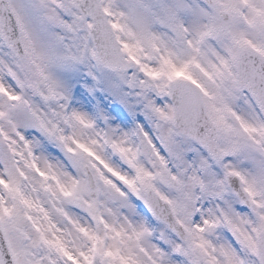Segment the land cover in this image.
<instances>
[{
  "label": "snow or ice",
  "instance_id": "snow-or-ice-1",
  "mask_svg": "<svg viewBox=\"0 0 264 264\" xmlns=\"http://www.w3.org/2000/svg\"><path fill=\"white\" fill-rule=\"evenodd\" d=\"M0 264H264V0H0Z\"/></svg>",
  "mask_w": 264,
  "mask_h": 264
}]
</instances>
